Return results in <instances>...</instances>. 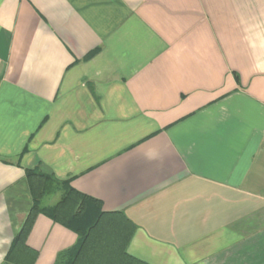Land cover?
Listing matches in <instances>:
<instances>
[{"label":"crops","instance_id":"1","mask_svg":"<svg viewBox=\"0 0 264 264\" xmlns=\"http://www.w3.org/2000/svg\"><path fill=\"white\" fill-rule=\"evenodd\" d=\"M35 168L142 262L264 264V0H0V264ZM77 242L40 215L27 244Z\"/></svg>","mask_w":264,"mask_h":264},{"label":"trees","instance_id":"2","mask_svg":"<svg viewBox=\"0 0 264 264\" xmlns=\"http://www.w3.org/2000/svg\"><path fill=\"white\" fill-rule=\"evenodd\" d=\"M26 178L33 205L4 264L36 263L38 253L27 241L40 215L78 236L77 244L59 253L55 264H147L128 252L137 226L123 212H104L100 201L75 190L70 180H58L38 168L28 169Z\"/></svg>","mask_w":264,"mask_h":264}]
</instances>
